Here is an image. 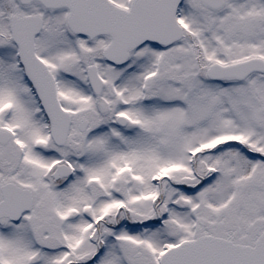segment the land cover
<instances>
[{"label": "snow or ice", "instance_id": "snow-or-ice-1", "mask_svg": "<svg viewBox=\"0 0 264 264\" xmlns=\"http://www.w3.org/2000/svg\"><path fill=\"white\" fill-rule=\"evenodd\" d=\"M0 264H264V0H0Z\"/></svg>", "mask_w": 264, "mask_h": 264}]
</instances>
